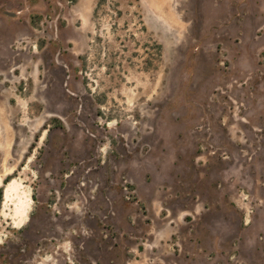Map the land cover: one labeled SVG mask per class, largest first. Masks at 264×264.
Masks as SVG:
<instances>
[{
    "label": "rangeland",
    "instance_id": "374dc122",
    "mask_svg": "<svg viewBox=\"0 0 264 264\" xmlns=\"http://www.w3.org/2000/svg\"><path fill=\"white\" fill-rule=\"evenodd\" d=\"M0 264H264V0H0Z\"/></svg>",
    "mask_w": 264,
    "mask_h": 264
},
{
    "label": "trees",
    "instance_id": "16d2710c",
    "mask_svg": "<svg viewBox=\"0 0 264 264\" xmlns=\"http://www.w3.org/2000/svg\"><path fill=\"white\" fill-rule=\"evenodd\" d=\"M2 193H3V188L0 187V199H1V197H2Z\"/></svg>",
    "mask_w": 264,
    "mask_h": 264
}]
</instances>
